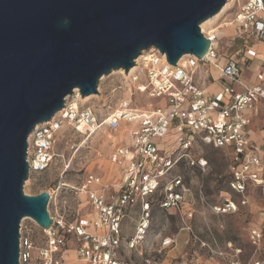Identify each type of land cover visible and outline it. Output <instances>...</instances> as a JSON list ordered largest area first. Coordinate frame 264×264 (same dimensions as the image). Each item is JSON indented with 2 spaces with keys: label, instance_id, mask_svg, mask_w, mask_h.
Instances as JSON below:
<instances>
[{
  "label": "built area",
  "instance_id": "built-area-1",
  "mask_svg": "<svg viewBox=\"0 0 264 264\" xmlns=\"http://www.w3.org/2000/svg\"><path fill=\"white\" fill-rule=\"evenodd\" d=\"M229 9V20L220 23L219 18L208 32L200 29L209 41L202 58L185 54L174 66L151 47L135 61L133 75L107 86L113 94L126 93L113 107L101 111L83 104L74 89L49 121L34 127L27 138L29 174L51 167L61 130L76 132L80 145L104 129L118 133L127 126L130 130L125 143L105 135L112 141L105 158L108 172L87 174L75 192L79 207L80 196H86L89 215L67 211L66 202L61 206L48 192L51 225L43 229L32 221L38 229L34 239L19 232V264H64L71 239L77 245L75 264H130L123 255L146 236L153 200L160 195L158 206L167 210L177 208L185 198L184 179L172 173L183 165L200 171L208 166L203 157L194 158L195 145L229 154L228 187L241 199L239 203L225 200L213 207L215 213H233L238 205L247 204L245 194L250 189H260L264 199V143L253 140L250 128L264 108V7L261 0H236ZM229 27L234 33L226 36L223 30ZM226 38L237 44L231 56L220 53ZM103 81L98 82V95H93L97 99L103 97ZM136 96L149 102L138 103ZM260 130L264 132V124ZM167 135L177 136L176 146L163 143ZM97 158L103 155L97 153ZM133 211L139 222L126 239L123 221Z\"/></svg>",
  "mask_w": 264,
  "mask_h": 264
},
{
  "label": "water",
  "instance_id": "water-1",
  "mask_svg": "<svg viewBox=\"0 0 264 264\" xmlns=\"http://www.w3.org/2000/svg\"><path fill=\"white\" fill-rule=\"evenodd\" d=\"M226 1L0 0V264H19L22 218L51 225L48 192H23L34 127L74 89L95 95L102 76L126 75L151 47L174 66L185 54L202 58L200 24Z\"/></svg>",
  "mask_w": 264,
  "mask_h": 264
},
{
  "label": "rangeland",
  "instance_id": "rangeland-1",
  "mask_svg": "<svg viewBox=\"0 0 264 264\" xmlns=\"http://www.w3.org/2000/svg\"><path fill=\"white\" fill-rule=\"evenodd\" d=\"M234 2L236 0H233L232 4ZM231 13V9H228L218 22L229 20ZM223 33L230 36L234 32L229 27L225 28ZM222 45L220 53L223 56H231L237 48V44H231L228 38L223 39ZM103 80L101 86L103 97L101 99L93 97L83 104L96 106L101 111H105L106 107H113L122 96L126 95L123 91L113 94L107 88L114 82L123 81L121 75L111 74L109 78L106 76ZM209 89L210 92H214L216 88L211 86ZM136 99L138 103H143L144 100L149 102L140 96H136ZM160 105L164 106L165 102H160ZM263 122L264 114H261L253 126L254 131L257 132ZM129 130L127 126L122 127L118 133L104 129L83 145H80L81 138L76 132L61 130L55 145L56 157L51 167L41 174H29L23 184L24 194L33 196L42 192H51L58 198L61 206L62 202H66L67 211L73 213L84 211L89 215L91 210L86 196H80L82 203L79 207L75 192L87 174L99 173L101 170L108 172L109 166L105 158L111 151L109 144L112 141L110 142L105 135H115L114 138L118 142L125 143ZM255 139L259 141L258 138ZM176 140L177 136L167 135L162 141L176 146ZM97 153L103 155L101 160L97 158ZM192 154L194 158L203 157L208 166L204 171H200L196 167L183 165L172 173L180 175L185 181L184 200L177 208L166 210L159 208L160 195H158L150 208L146 236L135 249L126 252V255L122 254L123 257L130 264H190V262L264 264V199L261 190H248L245 194L247 204L238 205L235 212L215 213L213 207L222 205L225 200L239 203L241 199L228 187L229 154L223 149L201 144L195 145ZM25 218L20 221L19 232L28 234L34 239L38 229L32 220H23ZM138 222L134 211L123 221L126 239L133 235ZM253 231H256L259 237L253 236ZM167 241L170 243L162 245ZM76 248L73 239L67 241L64 264H75Z\"/></svg>",
  "mask_w": 264,
  "mask_h": 264
},
{
  "label": "bare ground",
  "instance_id": "bare-ground-1",
  "mask_svg": "<svg viewBox=\"0 0 264 264\" xmlns=\"http://www.w3.org/2000/svg\"><path fill=\"white\" fill-rule=\"evenodd\" d=\"M232 2H233V0H227L225 2V4L223 5V7L220 9L219 12H217L215 15H213L210 18H208L207 20L203 21L200 24V29L202 30V32H208L212 28L213 24H215L219 20V18L230 8ZM135 61L138 62L139 61V57H137ZM135 69H136V67L130 68L129 71H128V73H126V75H125V72L123 70H121V69L114 70L110 74H112V75H117L118 74V75L123 76L125 79H128L131 75H133ZM106 76H108V75L102 76L100 78V81H102L103 79H105ZM93 97H94L93 95L81 97L80 98V101H81V103H83V102H86V101L90 100ZM23 220H31V219L25 218ZM252 234H257V232L256 231H253Z\"/></svg>",
  "mask_w": 264,
  "mask_h": 264
},
{
  "label": "crops",
  "instance_id": "crops-1",
  "mask_svg": "<svg viewBox=\"0 0 264 264\" xmlns=\"http://www.w3.org/2000/svg\"><path fill=\"white\" fill-rule=\"evenodd\" d=\"M261 114H264V108L261 109V111L258 114V117L256 119H254V121H253V123H252L250 128H251V131H252L251 134H252L253 140H255L256 142H259L260 144H263L264 143V132H261L260 129H261V126L264 124V122L258 127L257 132L254 131V129H253V126H254L255 122L258 121L259 115H261ZM255 138H258L259 141L257 139H255Z\"/></svg>",
  "mask_w": 264,
  "mask_h": 264
}]
</instances>
